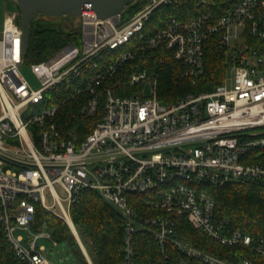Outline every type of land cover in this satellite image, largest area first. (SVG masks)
Masks as SVG:
<instances>
[{"label": "built area", "instance_id": "built-area-1", "mask_svg": "<svg viewBox=\"0 0 264 264\" xmlns=\"http://www.w3.org/2000/svg\"><path fill=\"white\" fill-rule=\"evenodd\" d=\"M195 2L197 12L169 13L150 25L155 10L182 0H145L129 17L126 8L107 18L86 2L79 30L71 34L79 42L70 40L38 61L23 52L19 11L6 14L0 33V228L15 256L53 264L39 243L52 231L47 225L33 229L36 205L58 206L73 226L71 205L91 188L123 219V264H139L140 231L153 234L165 258L171 244L207 264H229L183 239L184 222L264 257V235L255 239L218 219L213 192L235 182L264 185V0H237L218 19L205 0ZM211 42L225 67L211 90L160 100L158 71L147 73L157 67L149 65L128 77L134 92L117 93L119 70L151 50L178 62L177 77L197 85ZM27 61L38 88L21 71ZM76 111L97 117L83 137L65 129V115ZM239 264L254 262L244 257Z\"/></svg>", "mask_w": 264, "mask_h": 264}, {"label": "trees", "instance_id": "trees-1", "mask_svg": "<svg viewBox=\"0 0 264 264\" xmlns=\"http://www.w3.org/2000/svg\"><path fill=\"white\" fill-rule=\"evenodd\" d=\"M145 0H140L127 7L125 17L133 15ZM237 0H205V8L218 19ZM195 0H182V4L162 6L153 13L150 24L159 23L166 14L182 17L189 12H197ZM71 35L63 30L45 27L33 21L30 45L27 53L29 60L48 58L65 43ZM165 57V59H164ZM158 50H151L145 55L126 62L119 70L120 81L117 93L131 94L135 87L127 85V79L136 70L155 65L158 71V98L172 102L188 92L207 91L222 81L224 65L215 46L211 42L205 53V75L197 85L189 79L177 77L181 66L171 57H166ZM164 60V62H163ZM97 117L81 112L65 115V129L71 128L80 136H85L93 129ZM216 197V215L218 219L227 218L231 229L240 228L250 233L255 239L264 235V185L246 182L229 183L213 190ZM35 231L47 225L57 241H69L75 258L80 264H89L81 246L71 234L68 224L60 217L36 205ZM71 217L80 236L88 245L95 264H123L121 246L123 243V219L96 191L83 188L71 205ZM181 237L190 243L214 254L229 264H239L241 258H249L254 264H264V257L256 254L245 245H225L202 233L189 222H184L180 230ZM136 249L139 264H207L198 258L185 256L173 245H167V257L163 255L158 241L149 231L136 234ZM0 264H27L14 255L0 228Z\"/></svg>", "mask_w": 264, "mask_h": 264}, {"label": "rangeland", "instance_id": "rangeland-1", "mask_svg": "<svg viewBox=\"0 0 264 264\" xmlns=\"http://www.w3.org/2000/svg\"><path fill=\"white\" fill-rule=\"evenodd\" d=\"M14 10H18V6L15 0H0V33L3 28L4 19L6 17V14L8 12H12ZM38 24H41L45 27H52L58 30H63L66 32H69L72 28L78 27L81 22V16H78L77 18L73 19L69 16H59V17H48L45 15H41L39 18L36 19ZM148 33V31H147ZM71 40H74L76 43L79 42V36H72ZM21 71L28 80V82L32 85L34 88H38L40 86V81L36 77V75L32 72L30 68V62L27 61L25 64L22 65ZM156 69H147L148 74H155ZM148 89L150 90V83H148ZM136 88V86H134ZM180 98V97H179ZM56 189L58 191V194L60 197H66V193L63 190V188L60 187V185H56ZM47 200L48 203L52 204L53 200L51 199L50 195L47 194ZM52 214L62 218L69 226L71 230V234L75 237V239L78 241L79 245L81 246V249L83 253L85 254L86 258L87 256L90 258L93 264L95 262L93 261V258L91 254L89 253L88 245L84 241V239L80 236V233L74 224L72 217L71 221L73 222V226H71L70 221L68 222L67 219L62 215L61 210L58 206H55L54 210L50 211ZM70 216H71V208H70ZM78 231V232H77ZM40 244H44L47 247V256L50 258V260L53 262V264H80L77 259L74 256V253L71 249V245L69 241H57L52 236L51 239L42 238L39 240ZM88 260V258H87ZM89 262V260H88Z\"/></svg>", "mask_w": 264, "mask_h": 264}, {"label": "water", "instance_id": "water-1", "mask_svg": "<svg viewBox=\"0 0 264 264\" xmlns=\"http://www.w3.org/2000/svg\"><path fill=\"white\" fill-rule=\"evenodd\" d=\"M20 14L23 31V52L26 54L30 45L31 27L33 21L41 15L48 17L69 16L73 19L81 16L82 4L91 2L94 11L101 18L111 17L123 12L128 6L138 0H15ZM80 26V24H79ZM78 27L72 28L71 35L78 32ZM88 258V256H87Z\"/></svg>", "mask_w": 264, "mask_h": 264}, {"label": "bare ground", "instance_id": "bare-ground-1", "mask_svg": "<svg viewBox=\"0 0 264 264\" xmlns=\"http://www.w3.org/2000/svg\"><path fill=\"white\" fill-rule=\"evenodd\" d=\"M78 232V231H77Z\"/></svg>", "mask_w": 264, "mask_h": 264}]
</instances>
